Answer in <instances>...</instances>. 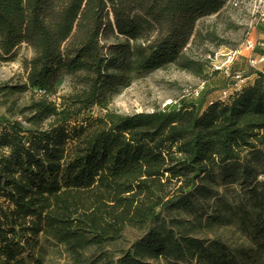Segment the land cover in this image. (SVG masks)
Returning <instances> with one entry per match:
<instances>
[{
    "label": "trees",
    "instance_id": "1",
    "mask_svg": "<svg viewBox=\"0 0 264 264\" xmlns=\"http://www.w3.org/2000/svg\"><path fill=\"white\" fill-rule=\"evenodd\" d=\"M225 1L0 0V62L22 46L32 53L21 59L25 81L0 85V96L29 97L18 111L29 129L0 116V264H41L40 238L63 246L70 264H252L207 239L229 225L264 255V180L220 197L209 216L161 221L117 260L105 252L175 201L191 212L204 177L232 181L264 159V71L225 100L200 93L152 113L107 110V93L131 75L174 65L207 79L185 51ZM61 74L76 88L58 96Z\"/></svg>",
    "mask_w": 264,
    "mask_h": 264
},
{
    "label": "rangeland",
    "instance_id": "2",
    "mask_svg": "<svg viewBox=\"0 0 264 264\" xmlns=\"http://www.w3.org/2000/svg\"><path fill=\"white\" fill-rule=\"evenodd\" d=\"M263 10L264 0H226L219 15L199 21L201 42L196 46L189 45L185 51L188 60L204 65L205 72L209 75L207 79L194 76L187 71H181L174 65L139 76L131 75L123 84L107 93L109 98L107 110L123 116L152 113L181 100L193 102L200 93H207L206 102L225 100L228 96L226 91L234 82L231 81V76L224 75L214 67H219V64L223 65L224 57L229 53L239 51L240 56L230 66L229 75L237 72H241L244 77L252 75L251 69L247 66L248 53L245 52L243 45L250 38L255 40L256 44L264 41V27L258 24L260 13ZM216 54H221L223 57H215ZM15 55V59L11 62H0V85L14 86L25 81L20 63L23 58L30 59L32 53L22 46L16 50ZM252 79L250 78V80ZM55 86L58 96L68 95L75 90L76 81L71 75L61 74ZM28 103L29 97L26 94L19 97L0 96V116L10 121L16 120L21 123L24 129H29L22 120L25 114H18L19 109ZM101 114L103 112L96 107H93L89 113L93 116ZM261 151L264 155V146ZM263 174L264 159L252 163L248 169L239 173L232 181H223L217 172L204 177L199 184V193L195 194L192 199L193 210L191 212L184 211L175 201L164 209L156 210L158 218L155 223L143 227L127 226L115 241L107 245L105 252L117 260L131 252L132 247L140 242L150 229L155 228L163 220L177 219L189 222L199 215L209 216L213 213L215 203L220 197L229 202L233 198L241 197L243 194L241 189L244 188L246 191L250 186L262 182ZM207 239L218 241L224 246L225 254L231 255L235 260L240 259L236 256V251H242L249 256L252 264H264V255L254 253L252 237L234 225L218 228L213 234L207 236ZM34 257L41 264H70L69 255L64 247L50 239L40 238ZM28 264H32V262H28ZM149 264L178 263L159 260L157 262L150 261Z\"/></svg>",
    "mask_w": 264,
    "mask_h": 264
},
{
    "label": "built area",
    "instance_id": "3",
    "mask_svg": "<svg viewBox=\"0 0 264 264\" xmlns=\"http://www.w3.org/2000/svg\"><path fill=\"white\" fill-rule=\"evenodd\" d=\"M258 24L264 27V10L260 13ZM263 39H264V32H263ZM243 47L245 52L248 53L247 66L252 71L251 76L244 77V75L241 72H237L233 75L230 73L229 75L230 66L238 58V56H240L239 51H234L229 53L224 57L225 62L223 63V65L219 64V67H214L215 70H220L224 75L231 76V81L234 82V84H232V86L229 87L230 89L226 91V94L227 93L230 94L232 92L238 91L253 76V74L264 71V41L260 44H256V41L250 38L245 41ZM218 56H222V55L221 54L215 55V57Z\"/></svg>",
    "mask_w": 264,
    "mask_h": 264
},
{
    "label": "clouds",
    "instance_id": "4",
    "mask_svg": "<svg viewBox=\"0 0 264 264\" xmlns=\"http://www.w3.org/2000/svg\"><path fill=\"white\" fill-rule=\"evenodd\" d=\"M65 82H67V81L65 80Z\"/></svg>",
    "mask_w": 264,
    "mask_h": 264
}]
</instances>
